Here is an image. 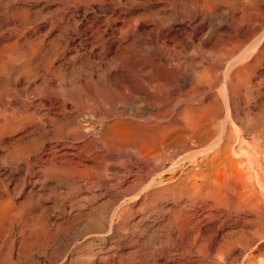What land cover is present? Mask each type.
Returning a JSON list of instances; mask_svg holds the SVG:
<instances>
[{"label": "rangeland", "instance_id": "rangeland-1", "mask_svg": "<svg viewBox=\"0 0 264 264\" xmlns=\"http://www.w3.org/2000/svg\"><path fill=\"white\" fill-rule=\"evenodd\" d=\"M0 4V264H264V0Z\"/></svg>", "mask_w": 264, "mask_h": 264}, {"label": "bare ground", "instance_id": "bare-ground-1", "mask_svg": "<svg viewBox=\"0 0 264 264\" xmlns=\"http://www.w3.org/2000/svg\"><path fill=\"white\" fill-rule=\"evenodd\" d=\"M97 1V0H96ZM203 1V0H202ZM99 3V2H98ZM101 3H103V2H101ZM107 3V2H106ZM105 3V4H106ZM109 3V2H108ZM107 3V4H108ZM111 3V2H110ZM104 4V5H105ZM112 4V3H111ZM0 5H2V4H0ZM111 6V5H110ZM114 6V5H113ZM103 7V6H102ZM195 7V6H194ZM1 8V7H0ZM113 8V7H112ZM111 8V9H112ZM192 8V7H191ZM236 8V7H235ZM2 9H3V7H2ZM107 9V8H106ZM109 9V8H108ZM194 9H196V8H194ZM3 11V10H2ZM106 10H104V12H105ZM192 11V10H191ZM193 11H195V10H193ZM103 12V13H104ZM105 14V13H104ZM8 19V18H7ZM6 19V20H7ZM136 19V18H135ZM123 24V23H122ZM123 25H127V24H123ZM120 26V25H119ZM121 28V27H120ZM125 28V27H124ZM126 29V28H125ZM119 30V29H118ZM122 30V29H121ZM138 30V29H137ZM136 31V30H135ZM139 32V31H138ZM261 35V34H260ZM145 37V36H144ZM148 37V36H147ZM5 38V37H4ZM84 41H88V40H84ZM147 41V40H146ZM8 43V42H7ZM85 43V42H84ZM81 44V43H80ZM42 45V44H41ZM234 45V44H233ZM40 47V46H39ZM86 47V46H85ZM88 47V46H87ZM92 48V47H91ZM157 48H159V47H157ZM162 49V48H161ZM237 49V48H236ZM89 50H90V48H89ZM159 50V49H158ZM88 52V51H87ZM29 54H31L32 53V51L31 52H28ZM39 54V53H38ZM97 54V53H96ZM156 54V53H155ZM28 56V55H27ZM42 56V55H41ZM31 57V56H30ZM28 58V57H27ZM33 58V57H32ZM156 58V57H155ZM154 58V59H155ZM24 59V58H23ZM159 59V58H158ZM161 59V58H160ZM47 60H49V59H47ZM46 60V61H47ZM157 60V59H156ZM231 61H232V59H231ZM95 63V62H94ZM229 65H231V62H230V60H229V62H227ZM1 64V63H0ZM26 64H28L27 62H26ZM4 65V64H3ZM21 65H22V63H21ZM44 65V64H43ZM228 65V66H229ZM34 66V65H33ZM41 66V65H40ZM39 66V67H40ZM227 66V65H226ZM22 67V66H21ZM29 67V66H28ZM9 68V67H8ZM35 68V67H34ZM38 67L36 66V69H37ZM45 68H47L46 66H45ZM111 68V67H110ZM228 67H226V69H227ZM7 69V68H6ZM5 69V70H6ZM3 71H4V68L2 69ZM1 70V71H2ZM21 70V69H20ZM25 70V68L23 69V71ZM44 70V69H43ZM47 70V69H46ZM2 71V72H3ZM9 71V70H8ZM26 71V70H25ZM22 72V71H21ZM5 73V72H4ZM37 73V72H36ZM35 73V74H36ZM86 74V73H85ZM33 76V75H32ZM59 76V75H58ZM69 76V75H68ZM205 76V75H204ZM210 76V75H209ZM34 77V76H33ZM60 77V76H59ZM218 79V78H217ZM63 80V79H62ZM72 80V79H71ZM75 81V80H74ZM226 81V80H225ZM225 81H224V79H219V83L221 82V86L222 87H225L224 86V84H226L225 83ZM109 83V82H108ZM183 83V82H182ZM48 85V84H47ZM49 86V85H48ZM51 87V86H50ZM54 87V86H53ZM47 88V87H46ZM113 88V87H112ZM187 88V87H186ZM38 89V88H37ZM48 89V88H47ZM68 89V88H67ZM101 89V88H100ZM51 90V89H50ZM60 90V89H59ZM99 91V90H98ZM138 92V91H137ZM139 93V92H138ZM223 93V92H222ZM227 93V92H226ZM68 94V93H67ZM139 94H141V93H139ZM94 95V94H93ZM107 95V94H106ZM37 96V95H36ZM131 96V95H130ZM53 97V96H52ZM92 97V96H91ZM94 97V96H93ZM98 97V96H97ZM203 97V96H202ZM90 98V97H89ZM95 98V97H94ZM134 97H132V99H133ZM91 99H93V98H91ZM119 99V98H118ZM63 100V99H62ZM81 100V99H80ZM95 100V99H94ZM91 101V100H90ZM128 101V100H127ZM64 102V101H63ZM92 102V101H91ZM126 102V101H125ZM155 102V101H154ZM153 102V103H154ZM158 102V101H157ZM119 103H122V102H119ZM159 103V102H158ZM201 103H202V101H201ZM211 103H212V101H211ZM90 104V103H89ZM112 104V103H111ZM118 104V103H117ZM129 104V103H128ZM209 104V103H208ZM122 105V104H121ZM125 105H126V103H125ZM153 105H155V104H153ZM91 106V105H90ZM156 106V105H155ZM210 106V105H209ZM92 108H94V107H91V109ZM213 108V107H212ZM91 109H90V111H91ZM146 109V108H145ZM179 109V108H178ZM92 110H94V109H92ZM219 110V109H218ZM230 110V109H229ZM98 111V110H97ZM157 111V110H156ZM210 111V110H209ZM221 111V110H220ZM228 111V110H227ZM214 112V111H213ZM228 113V112H227ZM27 114H30V112L29 113H27ZM157 114V113H156ZM92 115V114H91ZM208 115V114H207ZM34 116V115H33ZM105 116V115H104ZM180 116V115H179ZM29 117V116H28ZM80 117V116H79ZM13 118V117H12ZM30 118V117H29ZM37 118V117H36ZM184 118V117H183ZM186 118H188V117H186ZM259 118V117H258ZM37 119H39V118H37ZM36 119V120H37ZM51 119V118H50ZM53 119V118H52ZM239 119V118H238ZM246 119H248V118H246ZM255 119V118H254ZM43 120V119H42ZM78 120V119H77ZM108 120V119H107ZM185 120V119H184ZM188 120H190V119H188ZM225 121H226V118L224 119ZM156 121V120H155ZM40 122H42V121H40ZM44 122V121H43ZM37 123V122H36ZM62 123V122H61ZM85 123V122H84ZM161 124V123H160ZM255 123H253V125H254ZM64 125V124H63ZM103 125V124H102ZM216 125V124H215ZM249 125L251 126L250 128H252V124H251V122L246 126V127H248V129H249ZM91 126V125H90ZM90 126H88V127H90ZM105 126V125H104ZM80 127V126H79ZM82 127V126H81ZM93 127H94V125H93ZM179 127V126H178ZM102 128V127H101ZM115 128V127H114ZM86 129V128H85ZM91 129V128H90ZM224 129V128H223ZM82 130V129H81ZM102 130V129H101ZM202 130H203V132H202ZM202 130H200V128L198 127V120H197V118L195 119H191L190 120V125H186V132H189L190 134H192V133H198V134H203V133H206V129H202ZM70 131V130H69ZM78 131V130H77ZM91 131V130H90ZM97 132V131H96ZM180 132V131H179ZM226 132V131H225ZM228 132V131H227ZM208 133V132H207ZM115 134V133H114ZM224 134H226V133H224ZM80 135V134H79ZM93 135H95V134H93ZM204 135V134H203ZM85 136H86V134H85ZM96 136V135H95ZM108 136V135H107ZM113 135H111V137H112ZM72 137V136H71ZM204 137H205V135H204ZM85 138V137H84ZM96 138V137H95ZM113 138V137H112ZM208 138V137H207ZM119 139V138H118ZM75 140V139H74ZM88 140V139H87ZM89 140H91V139H89ZM120 140V139H119ZM215 140V139H214ZM218 140V139H217ZM96 141V140H95ZM135 141H137L138 142V147L137 148H140L141 146L140 145H143V143H145V142H148L146 139H143V138H135ZM161 140H159V142H160ZM243 141V140H242ZM75 142V141H74ZM214 142V141H213ZM217 141H215L214 143H216ZM95 143H97V142H95ZM94 143V144H95ZM103 143V142H102ZM161 143V142H160ZM218 143V142H217ZM28 144V143H27ZM86 144V143H85ZM98 145H100L99 144V141H98V143H97ZM136 144V143H135ZM211 144V143H210ZM240 144H241V142H240ZM31 145V144H30ZM161 145V144H160ZM211 145H213V144H211ZM211 145H206L205 147H208V146H211ZM215 145V144H214ZM217 145V144H216ZM82 147V146H81ZM212 147V146H211ZM77 148V147H76ZM243 148V147H242ZM134 150V149H133ZM139 150V149H138ZM201 150V149H200ZM200 150H199V152H200ZM141 151V150H140ZM224 151V152H223ZM231 152H234L233 150H232V147H231V145L230 144H228V145H225V147L223 148V150L222 149H219V150H216L215 151V153H213L212 154V156L210 157V165L209 166H207V174H208V178L210 179H212V177L214 178L215 177V174H217V172H218V164H216V162L220 159V153H221V155L223 156V160H226L227 161V163L232 167H234V164H236V160L233 158V156H236V155H234L235 154V152H234V154L233 153H231ZM258 152V151H257ZM238 153V152H237ZM242 153V152H241ZM244 153H245V151H244ZM129 154V153H128ZM232 154H233V156H232ZM130 155V154H129ZM137 155H138V153H137ZM132 156V155H131ZM148 156V155H147ZM208 159V158H207ZM238 162V161H237ZM226 163V164H227ZM239 163V162H238ZM207 164H208V162H207ZM228 164H227V166H228ZM253 164V163H252ZM223 167V166H222ZM230 167V168H231ZM237 167H240V165H238ZM228 168V167H227ZM258 168V167H257ZM223 169V168H222ZM256 169V168H255ZM226 170V169H225ZM231 170V169H230ZM229 170V171H230ZM233 170V169H232ZM254 170V169H253ZM257 170V169H256ZM255 170V171H256ZM260 171V170H259ZM222 172V171H221ZM234 171H232V173H233ZM258 172V171H257ZM219 173V172H218ZM226 173V172H225ZM230 173V172H229ZM234 175L235 174H237V173H233ZM258 174V173H257ZM246 176V175H245ZM235 177H236V175H235ZM237 177H239L238 175H237ZM259 178H260V176H259ZM261 179V178H260ZM203 180V179H202ZM239 180H240V177H239ZM209 181V180H208ZM243 180H241V183H244V182H242ZM264 181V180H263ZM256 182V181H255ZM254 182V183H255ZM209 183L210 184H214L213 183V179L212 180H210L209 181ZM231 183V182H230ZM221 184V183H220ZM226 184V183H225ZM222 185H224V184H222ZM230 185V184H229ZM245 185H246V183H245ZM215 186V185H214ZM237 186V185H236ZM248 186V185H247ZM254 186H256V185H254ZM216 187V186H215ZM242 185H240V189H242ZM217 188V187H216ZM235 188V184H231L230 186H229V188L228 189H231V191L233 190V193H234V190H238L239 191V194H240V196H239V201L240 202H244V201H246L247 200V197H244L245 195L243 194L244 192L242 191L241 192V190H239V188L238 189H234ZM261 188V187H260ZM264 188V187H263ZM212 189V188H211ZM218 189V188H217ZM250 190V189H249ZM257 190H258V188H257ZM263 190V189H262ZM236 192V191H235ZM252 192V191H251ZM237 193V192H236ZM264 193V192H263ZM235 194V193H234ZM242 195V196H241ZM258 195V194H257ZM260 197V196H259ZM258 197V198H259ZM254 197H252V199H253ZM256 198V197H255ZM254 198V199H255ZM261 198V197H260ZM250 200V199H249ZM264 200V199H263ZM217 201V200H216ZM225 201H226V199H225ZM248 202V201H247ZM258 202V201H257ZM262 203H263V201H261ZM217 203V202H216ZM227 203V202H226ZM248 203H250V202H248ZM218 204H220V203H218ZM251 204V203H250ZM240 205V204H239ZM249 205V204H248ZM253 205H255V204H253ZM261 205V204H260ZM256 206V205H255ZM255 206H254V208H255ZM240 207V206H239ZM250 208V207H249ZM241 209H242V207H241ZM257 210H259V209H257ZM133 264V263H132Z\"/></svg>", "mask_w": 264, "mask_h": 264}]
</instances>
